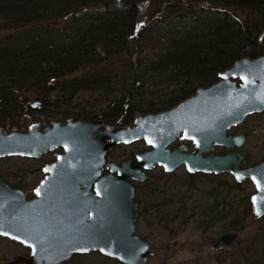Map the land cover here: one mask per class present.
<instances>
[{
    "label": "trees",
    "instance_id": "trees-1",
    "mask_svg": "<svg viewBox=\"0 0 264 264\" xmlns=\"http://www.w3.org/2000/svg\"><path fill=\"white\" fill-rule=\"evenodd\" d=\"M144 8L159 19H139ZM156 38L166 46L148 67L145 60H124L145 54ZM259 56L264 0H0V128L24 130L22 117L36 111L31 102L47 121L98 115L128 127L138 114L169 110L212 85L234 61ZM153 84L171 95L158 98ZM84 93L96 94L99 110ZM110 111L111 120L105 119ZM237 208L220 217L238 224L251 215ZM246 249L247 264H264L263 232ZM73 257L65 264L85 256Z\"/></svg>",
    "mask_w": 264,
    "mask_h": 264
},
{
    "label": "water",
    "instance_id": "water-1",
    "mask_svg": "<svg viewBox=\"0 0 264 264\" xmlns=\"http://www.w3.org/2000/svg\"><path fill=\"white\" fill-rule=\"evenodd\" d=\"M218 78L169 110L139 114L128 127L104 125L95 117L32 123L25 130L0 128V158L39 159L61 150L45 166L46 175L35 190L39 194L32 200L0 180V236L31 249L26 259L0 264H61L90 252L120 264H146L152 243L136 232L130 180L144 181L145 170L155 167L168 173L181 167L190 174L229 173L237 184L250 180L255 188L252 213L261 218L264 161L247 167L238 152L244 137L229 130L264 111V56L234 61ZM182 138L195 145L193 152L184 144L169 149ZM139 140L151 148L136 159L117 165L107 158L118 144ZM216 146L225 151L214 153ZM237 236L222 234L211 248L226 249Z\"/></svg>",
    "mask_w": 264,
    "mask_h": 264
},
{
    "label": "rangeland",
    "instance_id": "rangeland-1",
    "mask_svg": "<svg viewBox=\"0 0 264 264\" xmlns=\"http://www.w3.org/2000/svg\"><path fill=\"white\" fill-rule=\"evenodd\" d=\"M142 11L139 16L141 20L151 19V22H155L159 19V14L156 11L148 10V8H144ZM150 11L152 17L149 16ZM162 40L165 39H153V48H146L147 51H153L154 49V53L146 51L145 54L139 53L133 59L124 58V60L135 62L140 59L145 60V65L148 64L150 61L155 60L154 56L157 55V51L160 52L166 46V40ZM145 65L144 68L149 66ZM149 88L152 90L151 93H158V98L165 97L166 99L171 95L169 91L163 89L164 87L161 89L155 84L149 86ZM96 98V94L86 93L82 97L92 108L99 110L100 106L95 102ZM33 109L36 111L22 117L24 128L21 129H26L32 123H47V118L43 113L40 114L41 116L37 115L40 109L38 110L36 107ZM103 116L105 119L111 120L112 111L103 113ZM95 117L100 116L95 115ZM231 133L244 135L246 143L239 149V152L244 156L246 163L256 165L264 160V111L246 117L245 122L232 129ZM139 148H143V146H120L116 151H113L111 157L123 158L124 155H129ZM55 158L56 156L53 158L50 155L46 159L44 158L43 161L51 162ZM37 164L38 161L34 159L2 158L0 159V174H2L1 176H4L7 172L22 174L26 172L25 169L28 167L32 169ZM151 174L153 179L148 184H153L154 188L161 189V191L164 190L163 187H166L168 203L164 202V195L161 197L152 196L153 199H147L148 194H151V192L148 187L143 188L144 193L141 198L147 200L145 207L151 209V214L145 213L143 218L141 217L136 225V231L142 237H150L153 243L152 255L146 264H219L217 259L220 257L223 261L220 264L248 263L245 256L246 247L251 241L256 240V236H260L262 232L264 235V221L252 216L251 213L245 221L240 223L236 221L238 223L236 224L233 220L228 222L227 218L223 221L221 212L232 210L234 213L238 206L237 213L243 215L246 207L248 210L252 209L250 197L255 192V188L250 180L237 184L230 174L190 177L184 174L182 168L168 177L163 176V171L160 169L153 170ZM154 203L156 206L153 205ZM160 204L164 206L158 209L157 207ZM236 204L239 205L235 206ZM228 206L230 209H227ZM164 217L165 221L163 222L161 218ZM186 220L188 221L185 224ZM204 224H210L207 230L202 228ZM233 230L238 231L236 232L238 235L237 240L226 249V252L220 253V255L216 254L217 252L211 249L212 242L220 234ZM21 248L15 242L0 238V262L15 259L16 254L23 251ZM81 260L82 263L80 264H116L114 261H106L102 257L86 259L84 257ZM70 264H77V261H72Z\"/></svg>",
    "mask_w": 264,
    "mask_h": 264
},
{
    "label": "flooded vegetation",
    "instance_id": "flooded-vegetation-1",
    "mask_svg": "<svg viewBox=\"0 0 264 264\" xmlns=\"http://www.w3.org/2000/svg\"><path fill=\"white\" fill-rule=\"evenodd\" d=\"M38 109L41 110V108H38ZM46 122L47 123H50L51 121H46ZM102 122H103L104 125L107 124V123H104L103 120H102ZM237 126H239V125H237ZM236 127H233L232 129H234ZM232 134L235 135V134H238V133H232ZM240 135H242V134H240ZM242 136L244 137V135H242ZM245 143H246V141H245ZM182 144L186 145V147H187V149H188L189 152H193V150H195V145L192 144V142H190L189 140H186L184 138H182V140L181 139H176L174 142H172V144H170L169 149L172 150V149H174V148H176L178 146H181ZM139 145L143 146V148H139V149H137L136 151H134L133 153H131L129 155H124L123 158L121 157V158H117L116 159V158H112L111 157V154L113 153V151H116L118 149V147H120V146H123V147H129V146L136 147V146H139ZM150 148L151 147L146 146V144L142 140H139V142H134V143H131V144H128V145L118 144L112 150H110L108 152L107 158L110 159V160H113L114 162H116L117 165H119V164L123 163L126 160L136 159V155H140V153L147 152V151L150 150ZM241 148H239V149H241ZM239 149H238V152H239ZM224 151H225V149L222 148V147H215V150H214V152L221 153V154ZM60 152H61V150H55L53 152L44 154L39 159L32 158V159L38 161V164L35 165L34 168L30 169L28 167L27 169H25L26 170V172H24L25 174L24 173L18 174V173H14V172H11V173L10 172H7V173H5L4 176H0V180L3 181L5 184H8L11 188L21 190L22 193L25 194L26 200H32V199H34L37 196V194H35V190L41 184V181L44 179V177L46 175V172H44L45 166L54 163V161H51V162L50 161H43V159L44 158L46 159L47 156L49 157L50 155H51V157L54 158V156H57V154L60 153ZM22 158L25 159V160H32V159H28V158H24V157H21L19 159L21 160ZM14 167H16V166H14ZM155 169H160L161 171H163V174L162 175L165 176V177H168L170 175H173L174 172H176L177 170H180V168H179V169L173 171V173H168V172H165L163 168L155 167V168H153L151 170H145V178L146 179L144 181L139 182V181H136V180H130L131 185H132V187L134 189L133 200L135 201V204H136V211H137V220H136V222H137V224L139 223L138 221L141 219V217L143 218V215L145 213L151 214V209L150 208L148 209L147 207H145V202L147 200L146 199L143 200L141 198L142 194L144 193V189H143L144 187H148L149 191L151 192V194H148L147 199H149V198L153 199L152 196H157V197L159 196V197H161V196L164 195V202H167L168 203V199L166 198L167 197V195H166L167 194L166 193L167 192V188L166 187L165 188L163 187L164 190L162 189L163 191H161V189L154 188V185L153 184H148L153 179L151 173ZM182 170L184 171V174H186L187 176H190V177H195L196 175H201V176H205V175L216 176V175L207 174V173L204 174V173H201V172H196L195 174H189V173H187V171L185 170L184 167L182 168ZM30 176H31V178L29 179ZM164 202H163V204H164ZM163 204H160L157 208L159 209V207L164 206ZM153 205L156 206L155 203ZM161 221L164 222L165 221V217L164 218H161ZM166 221H168V220H166ZM230 232H228V233L230 234ZM0 238L1 239H7V240H9V241H11L13 243L15 242L20 247H22L21 249H23V251H21L20 253L16 254L15 259L17 257H22V258H25L26 259L27 257L30 256L31 249L28 248L27 246H23L22 244H20L16 240H12V239L7 238L5 236H3V237L0 236ZM214 243H215V240L212 242L211 247H212V245ZM225 250H220V251H225ZM215 251L217 252V254L220 253V251H217V250H215ZM99 255L100 254L97 253V252H90V254L82 255V256H85V258H90V257H98ZM73 256H75V255H72V258H74ZM86 256H88V257H86ZM100 256H102V255H100ZM72 258H70L69 260H71ZM15 259H13L11 261L4 260V262H0V263L13 262V261H15ZM68 262L69 261H67L65 263H68ZM65 263H61V264H65Z\"/></svg>",
    "mask_w": 264,
    "mask_h": 264
},
{
    "label": "snow or ice",
    "instance_id": "snow-or-ice-1",
    "mask_svg": "<svg viewBox=\"0 0 264 264\" xmlns=\"http://www.w3.org/2000/svg\"><path fill=\"white\" fill-rule=\"evenodd\" d=\"M242 79H246V78H244V77H241ZM149 143H151V141H149ZM191 170V169H190ZM239 178V177H238ZM254 179H255V177H254ZM260 185H259V183H258V187H259ZM37 194H39V191H38V193ZM80 250H82V251H86L87 249H80Z\"/></svg>",
    "mask_w": 264,
    "mask_h": 264
}]
</instances>
